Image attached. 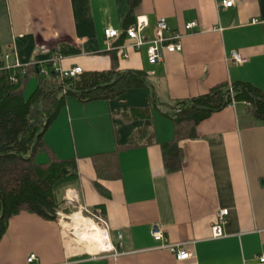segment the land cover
<instances>
[{"label": "crops", "instance_id": "crops-1", "mask_svg": "<svg viewBox=\"0 0 264 264\" xmlns=\"http://www.w3.org/2000/svg\"><path fill=\"white\" fill-rule=\"evenodd\" d=\"M224 1L0 0L1 68L50 69L47 62L62 55L64 70L141 71L148 85L114 100L68 97L44 140L59 159L76 161L77 182L57 195L63 201L57 220L29 212L10 219L0 264H262L264 122L237 102L180 143L179 170L169 172L163 157V146L174 139L168 115L177 101L236 83L264 92V0H233L230 8ZM140 18L147 22L145 39L165 18L168 33L182 35V52H165L151 65L146 47H131L134 41L122 33ZM193 22L197 28L187 33ZM110 28L121 32L119 38L106 39ZM234 51L247 62L230 61ZM38 82L36 71L26 91L31 84L34 92ZM114 152L118 177H100L94 158ZM40 154L39 164L47 163ZM224 209L223 236L215 238L212 227ZM74 213L107 233L109 251L98 252L100 245L92 249L76 235ZM155 224L164 229L163 242L152 237ZM166 245H180L192 258L178 262Z\"/></svg>", "mask_w": 264, "mask_h": 264}, {"label": "trees", "instance_id": "trees-1", "mask_svg": "<svg viewBox=\"0 0 264 264\" xmlns=\"http://www.w3.org/2000/svg\"><path fill=\"white\" fill-rule=\"evenodd\" d=\"M138 2L133 0L134 6ZM26 70L23 75L20 69L0 67V242L10 219L22 212L57 220V211L63 203L57 195L77 182L76 161L59 159L44 140L68 97L82 103L114 100L128 90L148 86L147 75L141 71L121 72L113 68L62 78L51 68L47 69L48 77L41 74L40 66ZM36 71L38 86L26 98L27 83ZM12 78L16 82H11ZM233 100L250 103V112L264 122V92L247 83L220 85L207 94L175 103L168 115L174 123V139L163 146L169 172L181 167L180 143L196 138L198 125L231 105ZM40 153L48 156L47 163H37ZM94 164L100 177L109 180L118 177L116 152L96 156Z\"/></svg>", "mask_w": 264, "mask_h": 264}, {"label": "built area", "instance_id": "built-area-1", "mask_svg": "<svg viewBox=\"0 0 264 264\" xmlns=\"http://www.w3.org/2000/svg\"><path fill=\"white\" fill-rule=\"evenodd\" d=\"M234 4L233 0L224 1L222 3L223 7L230 8ZM147 27V22L143 19H138L137 23L134 26H131L130 28L124 30L122 33H124L128 39L134 41L133 44H131V47H135L136 49H140L142 47H146L147 52V58L148 62L151 65H156L163 61V54L165 52L167 53H179L182 52V35L179 33L169 34V26L167 23V20L165 18H160L157 21L156 29L154 31V36L152 39H145L143 37V31ZM197 28V23H189L186 25V31L187 33L193 32ZM121 35V32L114 30L112 28L107 29L105 31V37L107 40H114L119 38ZM123 49L128 48V46L121 47ZM9 55H5V59L7 60ZM124 57H127L125 55ZM63 58L62 55H56L53 56L47 64L50 66L51 70L59 74L62 78H75L80 76L84 73L83 69L81 67H74L68 70H64L60 67V60ZM230 61L236 63V64H245L247 62V59L241 55L240 53L234 51L230 54ZM26 66H21L19 64H16L13 69H20L22 74L25 75L26 73ZM49 72L46 68L41 69V74L45 77L49 76ZM11 82H16L15 78L11 79ZM230 92L232 93V89H230ZM233 97V96H232ZM233 99V98H232ZM236 102L233 100L231 105H235ZM245 105L247 107H250V103L245 102ZM229 216V210L224 209L217 213L216 217V223L212 227L213 236L215 238H221L223 236V230L222 226L225 224L227 218ZM152 237L156 242H163L165 239V232L164 229L159 225L155 224L152 227ZM116 246L120 249L123 248L124 243L122 236H118V243ZM165 248H168L176 257V260L178 262H186L189 261L192 256L191 254L182 249L180 245H169L164 246ZM36 259L35 255H31L29 258V262H33ZM259 262L264 264V254L259 258Z\"/></svg>", "mask_w": 264, "mask_h": 264}, {"label": "bare ground", "instance_id": "bare-ground-1", "mask_svg": "<svg viewBox=\"0 0 264 264\" xmlns=\"http://www.w3.org/2000/svg\"><path fill=\"white\" fill-rule=\"evenodd\" d=\"M71 220L74 222L76 235L87 246L93 249L96 245H100L103 251L98 249V252H105L111 249L112 245L108 241L107 233L96 226L91 219L81 216L80 213H74L71 216ZM91 252H95V249L91 250Z\"/></svg>", "mask_w": 264, "mask_h": 264}, {"label": "rangeland", "instance_id": "rangeland-1", "mask_svg": "<svg viewBox=\"0 0 264 264\" xmlns=\"http://www.w3.org/2000/svg\"><path fill=\"white\" fill-rule=\"evenodd\" d=\"M33 90H34V88H32V87H31V84H30L29 89H28V91H26L25 94L29 96V95L33 92ZM40 155H42V154H38L37 157H36L37 163H40V162H41V160L39 159V156H40ZM72 210H73V212H74V211H75V212H79V211H80V209H78V208H76V209L73 208ZM98 249H99V248H98Z\"/></svg>", "mask_w": 264, "mask_h": 264}]
</instances>
